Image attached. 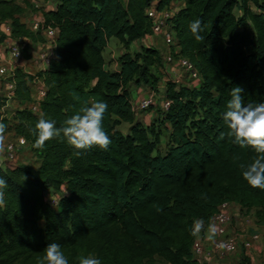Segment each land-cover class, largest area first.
<instances>
[{
    "label": "trees",
    "instance_id": "1",
    "mask_svg": "<svg viewBox=\"0 0 264 264\" xmlns=\"http://www.w3.org/2000/svg\"><path fill=\"white\" fill-rule=\"evenodd\" d=\"M173 2L180 3L170 20L179 49L173 54L192 63L201 79L194 88L167 84L172 104L161 118L171 143L163 156L156 154L163 134L138 123L130 93L133 85L157 90L163 78L160 50L143 45L153 35V0H57L55 10L43 13L44 25L59 33L51 65L38 73L46 87L41 116L26 107L33 95L23 70L11 79L21 108L9 118L0 104L5 134L24 137L40 162L38 169L0 165L7 181L0 203V264H38L53 242L63 246L69 264L90 253L103 264H152L156 258L202 264L194 256V222L202 218L208 230L225 203L255 212L256 224L264 227V190L251 188L240 167L257 154L232 143L223 119L235 86L243 89L245 102H264V0H161L158 9ZM24 12L21 4L0 0V23L10 24V39L23 45L28 59L32 47L47 40L23 22ZM195 19L203 22L199 41L189 30ZM3 39L9 38L1 34ZM112 39L126 49L140 44L137 53L119 58L118 71L106 68ZM98 100L108 104L107 150L93 147L76 155L60 137L34 147L39 119H54L61 127ZM123 125L128 134L120 131Z\"/></svg>",
    "mask_w": 264,
    "mask_h": 264
},
{
    "label": "built area",
    "instance_id": "2",
    "mask_svg": "<svg viewBox=\"0 0 264 264\" xmlns=\"http://www.w3.org/2000/svg\"><path fill=\"white\" fill-rule=\"evenodd\" d=\"M161 0H153V4L149 9V17L153 21V35L147 36L143 40V45L147 47L154 46L151 42L152 39L159 38L169 49L176 44L175 35L172 33L170 20L175 15L179 8L180 3L173 2L170 6L159 10L158 6ZM29 28L33 32L42 31L45 39L44 46L39 52V65L42 70H46L55 57V49L57 48L58 39V29L53 26H45L44 21H39L34 23ZM11 26L7 23H0V35L5 34L11 40ZM10 48V59L0 63V86L3 87L4 95L7 100H14L15 84L11 81L17 70H23L22 64L25 63V58L23 55L22 45L12 41ZM174 44V45H173ZM176 48V47H175ZM176 54H179V49L175 50ZM174 55L171 49L167 54V63L172 66L179 67L180 75L175 84L179 85L183 82L184 78H188L192 82L200 81V75L187 59L182 58L180 55ZM40 72V71H39ZM38 72V73H39ZM38 73L29 74V86L32 90L33 100L26 107L36 113L40 111V103L46 96V87L44 81L38 77ZM28 74V73H27ZM155 104V99L153 95L147 100L140 102L135 108V113H144L148 111ZM171 102L166 99L162 104L163 111H167ZM11 136V138H10ZM25 149H30L28 141L21 136H15L13 134H4V138L0 141V159L4 162H17L20 153ZM0 165L7 166V164ZM17 166V165H16ZM50 204L53 207H57L59 204V197L53 199ZM233 204L225 203L223 204L216 216L214 217L211 225L215 226L216 232L213 234L217 240L210 244L200 243L197 241L194 247V256L201 263L211 264L212 261L225 260L228 257L237 255L241 246L245 249L246 256L249 257V252L255 246L261 243L262 238L258 230L252 235H247L245 230L233 231L234 218L231 214ZM239 241H241V246Z\"/></svg>",
    "mask_w": 264,
    "mask_h": 264
},
{
    "label": "clouds",
    "instance_id": "3",
    "mask_svg": "<svg viewBox=\"0 0 264 264\" xmlns=\"http://www.w3.org/2000/svg\"><path fill=\"white\" fill-rule=\"evenodd\" d=\"M202 23L201 19H195L189 24V30L197 41L203 38L200 35ZM242 92L243 89L239 86L231 89V99L226 105L223 119L232 143L241 149L251 148L257 154L250 163L240 165L242 179L251 188L264 190V102H245ZM74 98L79 100L78 96ZM107 111V102L98 100L90 106L81 107L79 112L65 119L61 127L56 126L57 122L54 119L41 118L34 128L36 136L34 147L42 148L47 141L60 137L76 150V155L93 147L107 150L111 144L103 124ZM5 131L6 125L0 123V141L3 140ZM223 138L221 134V139ZM6 186L7 181L0 177V203L3 202V189ZM194 223L197 232L205 226L202 218ZM209 230L213 234L216 232L215 226L212 225H209ZM38 264H69V260L63 246L53 242L47 245ZM78 264H103V261L95 253H90L79 257Z\"/></svg>",
    "mask_w": 264,
    "mask_h": 264
},
{
    "label": "rangeland",
    "instance_id": "4",
    "mask_svg": "<svg viewBox=\"0 0 264 264\" xmlns=\"http://www.w3.org/2000/svg\"><path fill=\"white\" fill-rule=\"evenodd\" d=\"M12 1V0H9ZM18 4H21L24 9V15L22 17L23 22L27 23L28 26H32L34 23L42 21L43 20V13L44 12H50L55 10L57 6V0H31L29 3H25L22 0H13ZM237 15H240L239 12H237ZM157 49L160 50V53L162 54V58L164 60V67L161 68L160 74L162 75V79L158 85L157 90H152L150 87H147L145 85H133L130 87V93H131V100L133 107L135 108L140 102L147 100L150 95L149 92H151V95L154 96L155 104L153 107H151L148 111L144 113H136V118L138 123L143 124L146 128L149 127H155L158 131H160L163 135L161 137V144L158 146L156 150V154L158 155H165L168 151L169 145L171 143V132L169 131V128H167L162 121L163 118H161L163 114L162 104L166 101V92H167V84L168 83H175L180 75V69L179 67L173 66L171 68L167 63V54L169 53V50L171 49L172 52H174V46H172L169 49V46L166 45L162 40L157 38L155 41L151 42ZM12 42L9 40H0V56L6 57L8 55V52L10 51ZM23 47V45H22ZM140 49V44H134L131 46V48L126 49L119 41L116 39H113L110 43L109 47H107L105 51V59L106 62L109 63V66L111 69H118L116 67V63H118L119 58L124 55L126 52H130L132 54L137 53ZM37 51L36 46L32 47L31 52ZM30 52V53H31ZM32 59V54H31ZM171 65V64H170ZM172 66V65H171ZM176 73V74H175ZM197 82H192L188 78H184L183 82L179 85L194 88ZM0 99L3 100L0 96ZM0 100V104L2 101ZM4 105V104H3ZM36 114L40 117L41 113L40 111H37ZM147 122V123H146ZM120 131L124 134H128L129 132V126L123 125L120 128ZM11 138V136H10ZM0 163L7 164L9 167H14L16 165H26L31 166L34 169H38L40 167V162L35 158L33 152L30 151V149H25L20 153L19 158L17 162H4L3 159H0ZM53 193L50 192V196H52ZM231 214L234 218L233 223V231L238 230H245L247 232V235H252L255 233V230H258V232L261 234L262 241L260 244L255 245L251 251L249 252V263L248 264H264V227H258L255 220V212L248 213L244 210H242L239 206H233ZM198 242L200 243H214L217 238L211 233V231L205 230L202 228L200 231H198ZM211 237V238H210ZM240 246L241 241H239ZM246 256V252L241 246L239 253L237 255H233L231 257H228L225 260H217L212 261L211 264H243V260ZM152 264H164V262L160 259H154L152 261ZM202 264H206L203 262Z\"/></svg>",
    "mask_w": 264,
    "mask_h": 264
},
{
    "label": "crops",
    "instance_id": "5",
    "mask_svg": "<svg viewBox=\"0 0 264 264\" xmlns=\"http://www.w3.org/2000/svg\"><path fill=\"white\" fill-rule=\"evenodd\" d=\"M113 40V39H112ZM112 40L109 42L108 47L110 45V43L112 42ZM153 41L156 40V38L152 39ZM11 42V40H9ZM44 46L43 44H38L36 45L37 51H33L30 53V55L32 54V59L31 57L28 59H25V63L22 64L23 66V72L28 73V74H35L38 73L39 71H41L42 69L40 68L39 65V52L42 49V47ZM175 50H178L177 48H175ZM10 59V52H8V55L6 57L4 56H0V63L1 62H5L7 60ZM171 68H173V66H171L170 64H168ZM116 67L118 69H111L109 66V63L106 62V68L109 71H118L119 70V63H116ZM176 74V73H175ZM200 82H197L195 86H198ZM4 88L0 86V96L3 100L2 103L4 104L1 113L4 116H7L9 118L13 117L14 113L21 108L20 103L16 100H7L5 95H4ZM149 95H151V92H149ZM147 123V122H146Z\"/></svg>",
    "mask_w": 264,
    "mask_h": 264
}]
</instances>
